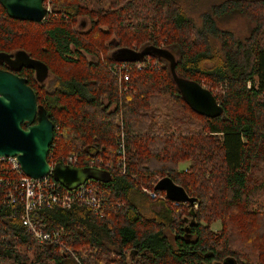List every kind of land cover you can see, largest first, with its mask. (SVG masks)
<instances>
[{"label":"trees","instance_id":"1","mask_svg":"<svg viewBox=\"0 0 264 264\" xmlns=\"http://www.w3.org/2000/svg\"><path fill=\"white\" fill-rule=\"evenodd\" d=\"M52 6L33 22L9 17L0 4V54L23 50L55 77L49 89L35 91L57 127L48 161L73 153L78 167L113 169L108 182L94 180L105 193L101 216L84 204L56 206L40 210L39 225L62 229L83 264H222L226 257L264 264V0H54ZM199 7L197 20L191 12ZM233 14L249 21L248 32L223 27ZM147 46L168 49L178 75L222 86L221 96L212 93L223 113L194 112L165 58L113 56ZM121 64L124 83L111 71ZM121 134L125 173L116 166ZM163 176L197 204L181 211L165 196L149 199L140 187L153 189ZM15 208L17 214L0 200V264H78L35 242Z\"/></svg>","mask_w":264,"mask_h":264},{"label":"water","instance_id":"2","mask_svg":"<svg viewBox=\"0 0 264 264\" xmlns=\"http://www.w3.org/2000/svg\"><path fill=\"white\" fill-rule=\"evenodd\" d=\"M6 14L14 19L41 22L46 15L42 0H0ZM145 55H156L169 61L171 75L187 105L196 113L216 117L223 113V107L214 94L201 83L180 76L174 68V56L166 48L147 46L142 50L119 49L114 57L124 61H136ZM10 54H0L6 59ZM14 62L25 65L37 74H46L49 69L41 60L30 57L25 51L15 52ZM54 122L45 107L38 103L35 91L25 78L0 69V157H16L21 170L28 176L40 178L51 174L55 181L71 190L86 180L108 182L111 174L94 166H73L61 162L52 167L48 152L54 138ZM154 190L164 192L167 200L177 203L197 204V198L175 183L169 176L159 178ZM233 257H226L222 264H243Z\"/></svg>","mask_w":264,"mask_h":264},{"label":"built area","instance_id":"3","mask_svg":"<svg viewBox=\"0 0 264 264\" xmlns=\"http://www.w3.org/2000/svg\"><path fill=\"white\" fill-rule=\"evenodd\" d=\"M53 2L54 0H42L46 10L45 17L52 12ZM111 68L119 83H124L129 79L128 73L123 71L124 64ZM55 128L57 127L54 126V130ZM123 137L124 135L121 134L117 145L118 161L116 166L121 173H125V143ZM48 162L51 167L57 162L76 166L77 157L73 153H69L60 159ZM101 166L103 167L101 169L104 170L113 169L112 164L107 163ZM141 189L151 199L161 192L146 187ZM0 200L13 207V214L18 213L15 207L21 209L19 213L21 223L35 242L54 246L59 251L73 256L78 264H83L64 239L65 233L63 230H46L39 225L36 217L43 208L51 209L56 206L70 208L73 204L87 205L92 208L94 215L101 216L105 205V193L100 185L92 179L86 180L74 189L66 190L54 180L50 173L40 178H33L21 170L16 157H0Z\"/></svg>","mask_w":264,"mask_h":264},{"label":"rangeland","instance_id":"4","mask_svg":"<svg viewBox=\"0 0 264 264\" xmlns=\"http://www.w3.org/2000/svg\"><path fill=\"white\" fill-rule=\"evenodd\" d=\"M205 2V0H203ZM204 7H199L197 9V11L193 10L191 13L192 15L198 20V13L200 10H203ZM223 22H222V25L223 27H227L233 31H236V32H240L242 31L243 33L245 32H248L250 27H251V24L249 23L248 20H246L245 18H243L241 15L239 14H233V15H228V16H225L223 19ZM54 76L52 75L51 76V79L53 78ZM55 78L52 79V81H50L49 84H53L55 82ZM201 84L204 86V87H207L209 89H213V93H218V95H222L223 93V87L212 82V81H208L207 79H203L201 80ZM52 120V119H51ZM55 124V123H54ZM187 162H182L180 163L179 165V168L180 169H185V167L187 166ZM141 187H146V188H149L145 185H142ZM140 187V189H141ZM142 191V189H141ZM143 192V191H142ZM164 195L160 192L159 194H157L153 199H156V198H160V197H163ZM149 198V197H148ZM151 199V198H149ZM152 200V199H151ZM186 205H187V202H183V203H174L173 206L180 209L181 211H183V209H186ZM220 227V222L219 220L217 221H214L210 224V228L213 230V231H216L218 230ZM170 237V234L168 235Z\"/></svg>","mask_w":264,"mask_h":264},{"label":"flooded vegetation","instance_id":"5","mask_svg":"<svg viewBox=\"0 0 264 264\" xmlns=\"http://www.w3.org/2000/svg\"><path fill=\"white\" fill-rule=\"evenodd\" d=\"M85 22L82 21L79 25L76 26V28H82L85 24ZM116 50L114 54H117ZM14 56L15 52L10 54V57H7L6 59L0 58V69L8 70L19 77L25 78L27 81V84L34 90V91H44L49 89V87L53 86V84H49L50 81H52L51 76L53 75L51 71L49 70L46 74H37L36 71L32 68H29L27 66L19 65L14 62ZM54 76V75H53Z\"/></svg>","mask_w":264,"mask_h":264},{"label":"bare ground","instance_id":"6","mask_svg":"<svg viewBox=\"0 0 264 264\" xmlns=\"http://www.w3.org/2000/svg\"><path fill=\"white\" fill-rule=\"evenodd\" d=\"M64 189H66V188H64ZM66 190H68V189H66Z\"/></svg>","mask_w":264,"mask_h":264}]
</instances>
